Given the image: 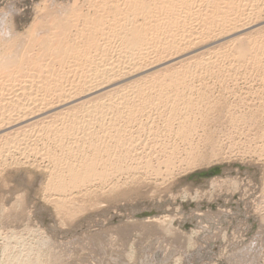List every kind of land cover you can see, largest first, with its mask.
Here are the masks:
<instances>
[{
	"label": "rangeland",
	"instance_id": "obj_1",
	"mask_svg": "<svg viewBox=\"0 0 264 264\" xmlns=\"http://www.w3.org/2000/svg\"><path fill=\"white\" fill-rule=\"evenodd\" d=\"M103 2L104 0H0V29L3 30L2 27L5 26L4 33L7 37L24 40L31 37V34H36V20L41 19L45 32L37 37H55L53 35L58 30L57 20L65 18L72 20L65 26V29L70 30V37H76L80 41L83 37L80 31L96 19H107L101 25L104 31L118 28V25L109 23L113 22L115 15L121 16L122 10H117L116 7L124 8L127 2L124 4L123 0H109L106 9ZM236 5H240L236 12L239 16L229 21L234 23L229 27L237 29L222 33L224 30L216 26L208 36H200L204 37L201 45H192L189 49L183 47L176 54H172L174 51L171 50L170 56L162 53L160 56L163 63L150 72L128 76L121 82L113 80L117 83L106 89L119 88L121 84L131 82L136 77L144 78L153 72L165 73L179 65L192 63L200 56L205 59L221 56L234 43L231 40L264 30V0H199L194 5L198 14H193L186 20L187 25L178 28L179 33L184 30H199V27L201 29V23L208 20L199 17V13L204 14L206 9L212 14L218 13L220 9H229L230 16L233 17V7ZM41 12L44 13L43 16ZM140 18L142 16H139V20ZM157 36L169 37L168 34L154 35ZM198 36L178 34L175 37ZM96 37L117 36L103 33ZM112 43L109 57L115 59L120 50L116 42ZM78 44L82 46L83 42ZM24 52H37L38 55L23 72L0 74V98H17L29 90L36 97L38 94L51 96L50 88L56 84L62 83L69 87L79 80L80 66L68 72L71 58L65 59L64 65L54 59L51 65L47 56L38 59L44 53L43 45H35ZM155 53L150 50L149 55L153 56ZM130 58L128 57L129 60ZM222 62L212 70L202 68L190 76V87L184 91L193 101L187 111L182 108L181 102L180 118L174 117L171 120V128L166 127L165 122V114L173 102L171 99H175L171 93L169 97H160L164 98L161 103L147 106L142 112H138L134 123H123L124 119L116 121H119L118 125L124 130L122 135L124 141L127 140L126 149L123 146L125 150L119 147L115 149L113 144L114 129L108 125L113 114L105 116L103 129L96 123L92 125L98 133L95 139L106 142L107 145L109 142L108 149L101 151L103 156L115 157L120 152L124 155L119 169L112 166L103 169L111 176L104 182L93 179L76 189L68 188L59 194V191L47 187L49 173L54 165L42 155L45 149L52 147L51 139L41 140L37 136L41 133L39 129L41 130L43 121L33 126L21 123L0 132V136L13 132L12 136L20 139L24 137L22 133L31 132L21 142L24 151L19 152L13 148L16 153L11 148L10 153L0 152L3 153L0 156V264H9L8 255L27 250H30L29 256L32 258H36L39 253L40 264H243L251 256L231 260L228 255L253 239L257 241L254 248L259 253L252 261L264 264V71L250 65L235 66L229 59H223ZM125 65L128 64H121L113 70L122 71ZM44 79L49 82L43 81ZM23 84H31L33 88L21 90ZM106 89L98 93L103 94ZM157 89H152L155 98L158 95ZM40 95L38 98L42 97ZM33 100L36 101L35 98L27 99L28 102H34ZM79 101H67L68 104H63L54 111L64 110ZM48 106L55 107L52 104ZM186 112L182 118V114ZM148 113L152 116H147ZM46 114L36 115L30 122L39 120L40 117L42 119ZM47 120L55 119L49 118L44 122ZM183 120L189 125L190 132L182 138L175 131ZM105 128L107 135L104 134ZM6 136L0 138V145ZM73 145L77 144L73 142ZM97 166V170H100L103 165ZM215 167H220L222 172L200 175ZM55 197L60 198L58 203L53 201ZM67 197L71 199H66Z\"/></svg>",
	"mask_w": 264,
	"mask_h": 264
},
{
	"label": "bare ground",
	"instance_id": "obj_2",
	"mask_svg": "<svg viewBox=\"0 0 264 264\" xmlns=\"http://www.w3.org/2000/svg\"><path fill=\"white\" fill-rule=\"evenodd\" d=\"M198 1L199 0H123L124 4L127 2L126 6L124 8H120L119 6L116 7L117 10L123 11V12L121 11L120 13L121 16L117 15V17H115L116 16L115 15L112 18L113 22L109 23L110 25L113 26L118 25V28L115 30L113 29V30L104 31V28L103 27L101 28V25H103L106 22L105 20L107 19H96L95 21L90 22L88 25H86V27L83 30L80 31L81 35H83V37L80 40L83 42L82 46H79L78 43L80 41L76 40V37L74 38L70 37L69 35L70 30L65 29L67 23L72 22V20L70 19L62 18L57 20L56 27H58V30L55 31L53 35L55 37H37L38 34H40L41 32L43 33L45 32V25L42 24L41 19L36 20L37 23L36 34L35 35L31 34V37H26L24 40L7 37L4 33V30L6 28L5 26L2 27L3 30L0 29V74L2 72H8V73L13 72L18 74L26 70L30 65V62L36 58L35 56L38 55V53L35 52L33 54L24 51L26 49H30L34 47L35 45L38 46L43 45V49H44V53H42L38 59L47 56L50 58L51 65H53L52 60L54 59L61 62V65H64L66 64L65 59L67 60L68 58H71L69 60L71 63L69 66H71V68L68 70V72H71V69H74L76 67L79 66L81 67L80 73L78 72L80 75L79 77L77 76L79 80L75 84L73 83L69 87H66L62 83H58L53 88H50L51 96L49 95L44 96V94L43 95L38 94L37 95L38 97L39 95L42 96L41 98H38L36 97V95L33 96L32 94H30L31 92L29 90L24 94L21 92L22 95H20V97L17 98H13V96L0 98V132H5L11 127L17 126L18 124L21 123H27L24 124L26 126L30 124L33 126V124H36L39 121H43L41 122L42 128L41 130L39 129L41 133H39L37 136L38 139L41 140H46L48 138L51 139L52 147L47 148V150L45 149V152H43L42 155L47 157L54 165L53 170H51V172L49 171L50 173L48 172L50 174L49 176L50 180L48 182L47 187L53 190L55 189L60 192L59 194H61V192H65V190H68V188H70L71 190L72 188L76 189L78 188V186L82 184L84 185V183H87L93 179H97L99 182L100 180H103L104 182V180L108 176H110V174H108L106 170H103L107 166H112L116 170L120 168L119 163L124 160V155H121L120 152L118 154H115V157L107 158L105 157L106 155L103 156L104 154L102 155L101 151L108 149L109 142L107 141L108 142L107 145L105 144L106 142L96 140L95 137L98 135L97 129L94 130L92 126L94 123H96L100 127V129H103L106 123L104 121L105 116L108 113H110L111 115L113 114L111 122L108 123V125H110V127L114 129L112 134L114 135L112 138V141L114 142L113 144L115 146V149H117L118 147L122 149L123 146L125 148V142L127 140L124 141V137L122 135L124 130H122L123 128L118 125L119 121L118 123L116 121L120 119L122 120L124 119V121H122L123 123L133 122L138 112L140 111L142 112V109L146 108L147 106L161 103V100H163L164 98L160 99V97L163 96L169 97L171 96L170 95L171 93L172 95L175 96V99L173 98L171 99L173 100V102L168 107L167 113L165 114L166 127L171 128L172 124H170V122L172 123L173 121L172 119L174 117L180 118L179 115H181L180 113L182 112L181 102L183 103L182 104L183 109L187 111L190 108V104L193 101V99H191L189 96H186V91H184V89L190 87V79H189L190 76H192L197 71H201L202 68L212 70V68L214 66H217L218 63H221L223 59L225 61L226 59H229L230 62L234 63L235 66L239 67L242 65H250L255 69L264 71V30H262L258 33H255L254 35L252 34L245 38H235L231 40V42L234 43L231 46H229V49L226 50V52H224L225 54L223 53V55L221 56H216V57L210 56V58H206V59L200 56L199 58L198 57L195 58V60L192 63H188L186 65L181 64L182 66L179 65V67H174L171 69L169 68L170 70H168L167 72L164 71L165 73L153 72V74L151 75L149 74L144 78L136 77V79L131 82L127 81L128 83L121 84L119 88L115 87L112 90L106 89L107 87H110L116 84L117 82L125 81V79L128 78V76L138 75L144 73L145 71L150 72V70H152L154 67L163 63L161 61L162 57L160 56L162 53H168V56H170L172 54H176V52L183 47L189 49L193 47L192 45L194 46L201 45L203 43L204 37H200V36H208L212 28H215L216 26H219L221 30H224L222 31V33H227L232 31L233 29H237L236 27L230 28L229 26L233 25L234 23H230L229 21H231V19L238 18L239 14L236 12L237 10H239L240 5H236L235 7H233L234 9L231 7L233 11L235 10L234 12L235 15L233 17L230 16L229 9L227 10L220 9L218 13L214 12L213 14L211 13V11L206 9L204 14H202L201 12L199 13V17L204 18L203 20H208L207 22L202 21L204 24L201 23L202 24L201 29L199 27V30H187V31L184 30L181 33H179L180 30L178 28L187 25L188 21L186 20L192 17L193 14H198V11H196V9L194 10L195 8L194 5ZM108 2L109 0H104L103 2L104 9H106V4ZM41 14L43 16L44 13L41 12ZM139 16H142V18H140L141 20H139ZM212 19L213 21H211ZM103 33L115 34L117 37H99V38L96 37V35ZM158 34H168L169 37H165V36L154 37V35H158ZM178 34H182L186 36L188 35H199V36L175 37ZM227 37L230 36L227 35ZM236 37L238 36L236 35ZM112 42H116L117 47L120 50L119 54L115 57V59L109 57V51L113 44ZM150 50H154L156 52L155 55L150 56L149 55ZM171 50L174 51L172 54L169 53ZM128 57H131L130 60L128 59ZM125 63H127L128 65H125L124 70L122 71L113 70L115 67H118L121 64L124 65ZM215 68L217 69V67ZM38 71L41 72L40 70ZM72 72H74V70ZM117 79H118L117 82L113 81ZM43 81L49 82V80L47 79H44ZM31 87L33 88L31 84L30 85L23 84L21 85L20 89L27 91ZM154 88H158L156 90L158 94L156 98L153 96L152 89ZM104 89H106V92H104L103 94L98 93ZM198 89L199 88H197V90ZM33 98H35L36 101L34 100H33L34 102L27 101V99L29 100ZM70 100L72 101L80 100V101L67 108L63 107L64 110L54 111L55 109L61 107L63 104L65 105L68 104ZM49 104L55 105V107L50 108L51 106H48ZM56 105H58V107ZM160 110L162 111L163 107ZM46 113H49V115H47ZM43 114H46L44 118L41 119L40 117L39 120L30 122V120L33 119L36 115H43ZM145 114L146 113H144V115ZM186 114L187 112L182 114V118ZM149 115L151 114L148 113L147 116ZM49 118L55 120H47L44 122V120ZM130 126L133 125L130 124ZM176 127L177 129L175 133L182 138L187 136L188 132H190L188 129L189 125H187L184 120L180 121ZM28 133L30 134L31 132ZM106 133L107 131L105 128L104 134ZM12 134L13 132L8 134L6 132L5 135L3 134V136L6 135H10V136L8 137L6 136L5 140L3 139L4 141L0 145V152L1 151L9 152L11 148L12 149L15 148V150H18L19 152L24 151L21 142L24 141L25 138H27L26 136H28L29 134L22 133L21 135L24 136L22 139L16 137L15 135L12 136ZM3 136H0V138ZM154 141L156 142V140ZM73 142L77 145L74 146ZM133 145H135V143ZM56 149L58 151H56ZM40 150L42 151V149ZM2 154L3 153H1L0 156H2ZM36 155L39 154L37 153ZM97 165H101V166L103 165V166L100 170H97L98 167ZM49 191L51 190L49 189ZM54 194L56 195V193ZM68 198L69 197H67L66 199ZM53 201L58 203L60 201V198L55 197ZM66 207L68 208V206ZM63 209L64 208H61V210ZM256 243L257 241L253 239L246 246L241 247L240 249L235 250L233 253L228 255V257L231 260H233L240 257L245 258L247 256H251L249 257V259L247 258L243 262V264H255V261H252V258H256L255 256L259 253V251L258 252L257 250L255 251L254 248V245ZM4 252H6V250ZM29 252L30 250H27L25 252L18 251L16 254L8 255L7 257L9 258V264H40L41 256L39 255V253H37L38 256L36 258H32V256L31 257L29 256Z\"/></svg>",
	"mask_w": 264,
	"mask_h": 264
},
{
	"label": "water",
	"instance_id": "obj_3",
	"mask_svg": "<svg viewBox=\"0 0 264 264\" xmlns=\"http://www.w3.org/2000/svg\"><path fill=\"white\" fill-rule=\"evenodd\" d=\"M221 172H222V170H221L220 167H215V168L210 169V171H208V172H202V173H200V175H202V176H208L210 174H220Z\"/></svg>",
	"mask_w": 264,
	"mask_h": 264
}]
</instances>
